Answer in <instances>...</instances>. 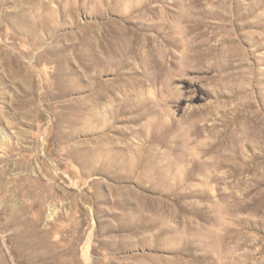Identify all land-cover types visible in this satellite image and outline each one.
<instances>
[{"label": "rangeland", "instance_id": "374dc122", "mask_svg": "<svg viewBox=\"0 0 264 264\" xmlns=\"http://www.w3.org/2000/svg\"><path fill=\"white\" fill-rule=\"evenodd\" d=\"M0 264H264V0H0Z\"/></svg>", "mask_w": 264, "mask_h": 264}]
</instances>
